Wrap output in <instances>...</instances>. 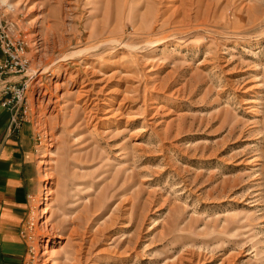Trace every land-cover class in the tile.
Listing matches in <instances>:
<instances>
[{"label": "rangeland", "instance_id": "obj_1", "mask_svg": "<svg viewBox=\"0 0 264 264\" xmlns=\"http://www.w3.org/2000/svg\"><path fill=\"white\" fill-rule=\"evenodd\" d=\"M0 7L30 76L17 129L0 106L33 144L21 264H264V0Z\"/></svg>", "mask_w": 264, "mask_h": 264}, {"label": "crops", "instance_id": "obj_2", "mask_svg": "<svg viewBox=\"0 0 264 264\" xmlns=\"http://www.w3.org/2000/svg\"><path fill=\"white\" fill-rule=\"evenodd\" d=\"M8 121L9 112L0 107V264H21L25 246L18 233L35 165L26 127L10 133Z\"/></svg>", "mask_w": 264, "mask_h": 264}, {"label": "built area", "instance_id": "obj_3", "mask_svg": "<svg viewBox=\"0 0 264 264\" xmlns=\"http://www.w3.org/2000/svg\"><path fill=\"white\" fill-rule=\"evenodd\" d=\"M0 106L7 108L11 117L10 129H17L25 120V91L28 86L26 41L15 33L0 7ZM11 77H16L12 79ZM11 78V79H10ZM26 115V114H25Z\"/></svg>", "mask_w": 264, "mask_h": 264}]
</instances>
